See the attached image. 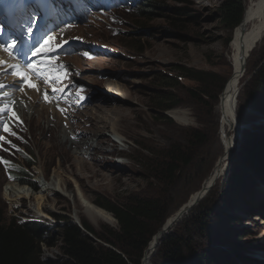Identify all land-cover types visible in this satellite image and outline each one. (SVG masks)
I'll return each mask as SVG.
<instances>
[{
	"label": "rangeland",
	"instance_id": "374dc122",
	"mask_svg": "<svg viewBox=\"0 0 264 264\" xmlns=\"http://www.w3.org/2000/svg\"><path fill=\"white\" fill-rule=\"evenodd\" d=\"M223 1L165 0L164 8L150 11L148 18H139L136 16V10L145 0L139 2L125 0L129 5L123 8L124 13L120 8L119 13L113 16L123 19L120 32L114 30L108 33L104 30L99 32L97 27L94 28V33L90 30L93 35H82L86 38L74 36L63 43L59 39H56L57 41L53 39L56 45H67L62 51H56L63 58L57 59L55 64L65 66V71L58 73L61 77L63 75L65 80L56 85L57 88L68 85L74 90L81 89L84 92L83 96L89 97L86 114L91 112L93 114L95 106L111 108L112 105L119 106L124 109L121 114L126 115V122L123 135L110 132L107 126H104L103 133L97 138L106 137L114 144L113 147H107L105 153L101 151L93 153L90 149L92 156L87 158L86 155L83 157L78 154L79 150L72 144L60 145L56 138L58 135L63 136V128H60L59 122L51 121L52 125L48 119L46 121L48 130L39 125L42 121L36 122L34 119V122L28 126V129L32 128L30 133L27 132V128L18 129L24 131L23 140L18 139L20 132L15 130L18 138L0 141V149H4L8 155V158L4 154L0 155V198L4 201L6 215L41 220L47 228L48 240L55 243L54 246H42V257L47 263L66 264L67 260L57 238V225L62 223L61 220L53 217V214L69 218L78 226L84 223L92 231L102 233L104 229L116 228L117 225H110L113 223V218L108 211L95 204L97 199L123 203L133 197H149L160 199L162 204L167 206L168 213L153 234L152 238L155 236L160 238L156 240L153 254H150L147 264H264L259 262L264 258V222L262 223L264 182L261 181L264 175L258 171L257 174H252L249 171L251 166L241 159L238 160L245 144L264 134V115L255 111L246 97L250 78L264 63V34L245 56L236 115L243 128L236 136L227 166L202 200L199 199L195 204H191L192 198L201 189L203 181L215 169L224 152L219 136L220 112L217 107L219 94L223 89L219 91L218 88L221 84L225 86L232 72V44L236 28L242 22L232 31L223 27L218 18V8ZM240 1L245 13L251 0ZM178 8L190 10L192 16L179 30H176L167 21L169 15ZM37 13L38 11L33 9L24 18L23 24L17 27L25 40L33 41L38 35L43 39L51 31V27L47 28V25L43 28ZM111 16L112 12H101L91 16L82 25L90 26L89 24L94 21L107 24ZM44 22L46 19L43 20ZM252 25L253 22L248 23L242 28V32ZM29 27L33 29L31 34L26 30ZM72 31L66 32V35ZM13 40L17 42L16 49L24 48L20 38L16 35L14 37V32L6 37L7 42L11 43ZM41 41L36 40V44H41ZM130 42L139 43V47L132 48ZM180 67L203 69L216 75L214 77L216 80L208 82L209 88L213 90L210 99L205 97L206 102L199 103L191 98L187 88L195 86L196 83L187 79H180L182 84L176 88H164L160 85V74L178 75L176 70ZM109 82L117 83L122 89V94H116ZM161 91H168L180 102L178 106L167 111L172 121L163 119L150 106V100ZM66 95L70 97V94ZM80 100L83 99L80 97ZM78 101L71 104L82 106ZM171 111L184 112L187 120L178 123L171 115ZM100 116L103 121L108 119L110 121L113 118L109 112ZM0 122H2L0 136L8 137L10 132L3 131L4 125L8 124L7 121L0 119ZM74 122L76 127L82 129L81 134L91 128L90 121H86V115L77 116ZM66 125L69 130H73L74 127L70 122H66ZM190 127L198 128L205 139L197 143L192 142L194 138L190 135L188 129ZM81 134L75 136L72 141L77 142ZM92 140L96 143V138ZM14 141L16 144L12 147ZM174 143L181 147L191 161L182 166L175 181L162 182L160 177H153L151 167L162 163L161 155ZM141 147H145L151 153H142ZM113 149L118 153L108 152ZM81 157L90 161L87 166L90 165L91 168L83 172L77 171L75 174L69 171L68 165L72 163L75 168V160L82 159ZM28 161L33 166L26 172L34 182V185L24 186L29 187V190H38L41 180L38 175L41 174L42 168L45 172V182L53 179L55 169L64 172L70 179L62 195H48L46 202L47 205H51L48 218L36 215L32 210L27 209L29 204L34 203L31 198L12 204L4 197L6 186L13 183H8V180H12L13 175L23 170V165ZM92 167L99 173L106 174L105 180L100 181L98 177L87 178L90 174L88 170ZM17 181L14 183L21 184L19 180ZM80 195L101 209L104 216L91 217L86 214L79 199ZM178 210L181 211L180 219L161 237L164 224ZM204 210L212 216L207 229L200 232L197 222L188 219ZM83 233L95 242L100 241L89 232L85 233L83 230ZM167 234L173 235L175 244L179 245L183 242L182 257L178 260H173L161 252ZM145 252L146 249L143 252L144 257ZM243 256L251 258L244 262Z\"/></svg>",
	"mask_w": 264,
	"mask_h": 264
},
{
	"label": "bare ground",
	"instance_id": "6f19581e",
	"mask_svg": "<svg viewBox=\"0 0 264 264\" xmlns=\"http://www.w3.org/2000/svg\"><path fill=\"white\" fill-rule=\"evenodd\" d=\"M139 0H137L138 2ZM255 1V2H254ZM250 1L249 5L243 14L242 17V23L241 25L236 28L235 34H234V41L232 44V72L230 76L228 77V81L226 82L225 86L223 87V90L219 94V118H220V131L219 136L221 138V142L224 148V152L221 155V159L215 169L212 171L209 177H207L201 186L202 188L208 187L212 182H215L218 178H220L222 172L225 170L227 163L230 159V152L232 150V147L234 145L235 139L237 134L241 130V123L238 121L237 110H238V101H239V84H240V77L242 74V70L245 63V56L255 47L256 43L259 41V39L264 34V0H254ZM49 7L51 6L50 14L52 16V20L50 23L51 31L49 32L48 36L55 37L56 39L61 40L63 43L64 41H68L69 39L76 37H83L82 35H90V30L95 32L94 28L98 27L99 32H103L102 30L112 32V30L116 32H120L121 25L123 23V19L115 18L113 17L116 15V13H119V11L123 8L127 7L129 4L125 2V0H42L41 7L43 6ZM49 5V6H48ZM121 8V9H120ZM138 10V8H137ZM44 11V10H43ZM112 12V16L107 21V24L99 23L97 21H94L93 23H90V26L82 25L86 22V20L90 19L91 16L103 13V12ZM111 19H114L116 21H112ZM253 22L252 27L245 29V31L242 32V28L246 26L248 23ZM9 24V22H7ZM82 25V26H78ZM64 27V28H63ZM63 28V29H61ZM61 29V30H59ZM59 30V31H58ZM73 30L71 33H67L68 31ZM58 31V32H57ZM57 34V35H56ZM56 35V36H55ZM93 35V34H91ZM57 37V38H56ZM80 39V38H79ZM54 40L51 43V47L55 48V51H62L63 48L67 47V45H62V47L57 48ZM7 54L4 52L2 53L0 51V81L1 84L4 85V87H0V91H5L3 93L0 92V109H4L3 112H0V119H3L7 121V126L10 129V135L8 137L3 136L5 139H16L19 140L24 137V131L19 130H25L27 128V132L30 133L31 129H28V126L31 124V122H34V119L36 122H41L39 125L45 128V130H48L46 121L48 119V122L51 123L59 122L60 128H63V136H57L56 140L59 141L58 143L60 145H70L79 150L78 154L81 156L91 157V152H104L107 151V147H113L114 144L110 143L111 140L107 139L106 137H100L99 134L103 133L104 126H107V129L110 130V132H115L118 135H123L125 132L124 124L126 122V115H122L121 112L124 109H121V107L112 105L113 107H93V114L91 113H85L86 104L89 103V97L83 96L84 92L77 88L72 89L68 85L64 87H58L60 82H63L65 80L64 76L62 75L61 79H53L55 77L54 75L58 76V73L55 71L56 68H60V65L56 63L54 67H51L48 62L44 65H40V67H46L48 68V72H44V79H41L38 75L33 74L31 71L28 70L27 66L24 67V72L27 73V78L30 79L33 83L37 85L36 88H30L25 84H22V88L17 89V87L20 85L16 81L20 82V78L14 73L17 71V69L9 67L12 66L13 61L7 58ZM51 58L57 61V59H62L63 57L60 54H57L55 52V56L52 55V52L48 54L47 57L44 56H36L38 61L44 60L46 58ZM11 60V61H10ZM17 65V64H15ZM4 67V68H3ZM8 69V70H7ZM7 70V71H6ZM51 70V71H49ZM64 68H60L59 72H64ZM5 73V74H4ZM4 74V76H3ZM62 73H60L61 75ZM48 75H52L50 79V83H46ZM6 77V79H4ZM39 79V80H38ZM40 83H39V82ZM22 83V82H20ZM110 87L114 89V92L116 94H122V89L117 83H110ZM57 85V86H56ZM52 88H63V92H56L52 93ZM48 94L47 101L44 99L45 93ZM65 94H70L69 96H65ZM80 97L83 100H80ZM79 100V101H78ZM78 103L82 106H73L71 103ZM79 104V105H80ZM15 112L17 116L19 117V120H16L12 113ZM109 112L112 114L113 118L109 121L105 120L103 121L101 116L102 114H106ZM171 115L176 119L178 123L181 124V122H185L186 114L184 112L177 113L176 111H171ZM92 114V115H91ZM86 115V121H90L89 131L82 133V129H79L75 126V118L78 116H84ZM81 119V118H80ZM44 122V123H43ZM66 122H70L71 125L74 127L73 130H69L70 128L66 125ZM54 123V124H55ZM106 123V124H105ZM53 125V123H51ZM101 124V125H100ZM100 125V126H99ZM85 126V125H84ZM65 128V129H64ZM69 128V129H68ZM19 129V130H18ZM15 130H18L20 132V135L16 137ZM78 131V132H77ZM26 132V131H25ZM8 133V132H6ZM11 133H15V135H12ZM81 134V137H78V139L75 141H72L75 136H78V134ZM230 133V135H229ZM60 134V133H59ZM92 136L89 138V136ZM1 135V134H0ZM55 136V135H54ZM98 136V138H97ZM35 137V136H34ZM96 138V143H94V140ZM124 141V140H123ZM15 142V141H14ZM20 142V141H19ZM37 142V141H36ZM106 143L103 145V143ZM16 142L14 143V145ZM45 144V143H44ZM50 144V143H49ZM106 145V146H105ZM23 150V148H22ZM50 151V150H49ZM108 152L111 153H118L116 150H110ZM6 156L8 158V155L6 154V151L4 149H0V155ZM69 154V153H68ZM62 155V154H61ZM1 158V157H0ZM82 158V157H81ZM93 158V157H92ZM74 160V159H73ZM65 162V161H64ZM72 162V161H71ZM90 161L86 160L85 158L75 160V168L72 163L68 165L69 171L75 174V172H83L86 171V169H89L91 167L87 166V163ZM30 164V162H26V165ZM62 166V165H60ZM97 168V167H96ZM89 171L88 177H98L100 181L105 180L106 174H101L98 172V170L94 169L92 167ZM100 171V170H99ZM41 173V174H40ZM40 175L38 177H41V180H39V188L36 191L29 190V187H24L26 185L21 186L18 182V179H12L8 180L9 183L5 190H4V197L6 200L10 201L12 204H16L18 202H21L22 200H29L30 198L34 200V203L29 204L28 210H32L33 213L36 215H39L41 217H47L48 218V211L51 210V205H47V198L49 194L58 195L64 192V188H67L68 183L70 182V179L67 177V175L63 172H60L59 170L55 169L53 171L52 180H47L44 178L45 172L44 169L40 171ZM17 174L13 175V177L17 176ZM43 178V179H42ZM31 186V185H30ZM200 190L194 195V197L191 200V204H195L200 198ZM64 195V194H63ZM79 199L81 201V205L84 209V212L88 214L91 217H103L104 212L96 207L93 203H91L89 200L83 198L82 195L79 196ZM181 211L178 210L175 212L173 217H171L169 220L166 221L164 224V228H171L175 222L180 219ZM94 219V218H93ZM258 222H260V218L257 219ZM264 220L262 221V223ZM161 237L163 235V231L161 232ZM164 236V235H163ZM160 237L155 236L152 238L149 246L146 249L145 257L142 261V264H147L150 254L154 251L156 240H158ZM264 259V258H263ZM263 259H260L259 261H264Z\"/></svg>",
	"mask_w": 264,
	"mask_h": 264
},
{
	"label": "trees",
	"instance_id": "16d2710c",
	"mask_svg": "<svg viewBox=\"0 0 264 264\" xmlns=\"http://www.w3.org/2000/svg\"><path fill=\"white\" fill-rule=\"evenodd\" d=\"M164 1L145 0L136 10V16L148 18L150 11L164 8ZM173 1L182 2V0ZM218 14L223 27L232 31L242 22V14H244L242 2L240 0H224L218 8ZM190 16H192L190 10L178 8L172 15H169L167 22L172 28L179 30ZM131 47L137 49L139 43L133 42ZM176 71L178 75L175 76L160 74V85L164 88H176L182 84L180 79H187L196 83L195 86L187 88L191 98L199 103L206 102L205 97L211 98L213 90L209 88L208 82L216 80L214 79L216 75L213 72L193 67H180ZM222 89L223 84L218 90ZM246 97L250 106L264 115V63L250 78L246 88ZM179 103L168 91L158 92L150 100L151 108L168 121H172V119L168 116L167 111L172 110ZM188 129L191 137L194 138L192 142L197 143L205 139L198 128L190 127ZM141 152L151 153L145 147H141ZM161 158L162 163L152 166L151 172L153 177H160L162 182L169 183L175 181L182 166L191 161V158L187 157L181 147L175 143L164 151ZM239 159L251 166L249 171L252 174L258 171L264 175V134L258 139L246 143ZM31 165L24 166V169L13 178L18 179L23 185H34L25 170V167L28 169ZM261 181L264 182V179ZM95 204L108 211L113 218V223L110 225L116 224V228L104 229L102 233L94 232L84 223L78 226L69 218L53 214V217L58 218L62 223L57 225V238L60 241L62 253L67 258L66 264H140L144 257L143 252L149 246L153 234L166 218L167 206L163 205L160 199L149 197H133L123 203L97 199ZM211 216L208 211L204 210L188 220L197 222L198 229L203 232L207 229ZM81 229L91 233L100 241H93ZM47 234V228L41 220L31 217L26 219L16 216L8 217L4 201L0 198V264H50L42 257V246L49 247L55 244L48 240ZM173 240V235L167 234L161 252L173 260H178L182 257L183 242L177 245ZM243 258H245L243 260L245 262L251 257L243 256Z\"/></svg>",
	"mask_w": 264,
	"mask_h": 264
},
{
	"label": "snow or ice",
	"instance_id": "6c2138e0",
	"mask_svg": "<svg viewBox=\"0 0 264 264\" xmlns=\"http://www.w3.org/2000/svg\"><path fill=\"white\" fill-rule=\"evenodd\" d=\"M35 22V21H34ZM33 31V29L31 27H29L27 29V32L28 33H31ZM54 37L53 36H48L46 39H44L43 43L39 45V47H36L34 49V51L32 52V56L33 57H36V56H44V57H47L48 54L50 52H54L56 49L55 48H52L51 47V43L53 41ZM16 41L13 40L10 44L7 45V48L6 50L9 51V52H12V50L16 47ZM57 48H60L62 47L61 44H58L56 45ZM46 64V61L44 60H40L38 61L37 63H32V62H29L27 64V68L35 75H38L41 79H44V72H45V68L44 67H40L38 65H44ZM10 67H13L15 69H17V71L14 73V75L18 76L20 78V82H22L23 84L27 85L28 87L30 88H36L37 85L35 83H33L30 79L27 78V73H25L24 71H20L19 70V65H12ZM65 66L64 65H60V68H64ZM60 68H56L55 71L57 73H59L60 71ZM51 71V70H49ZM62 77L61 76H55L53 77V79H61ZM46 83H50L51 81L50 80H46L45 81ZM0 87H4L3 84H0ZM63 92L64 89L63 88H60V89H57V88H52L51 89V92L52 93H56V92ZM44 99L47 101L48 99V94L47 92L45 93V96H44ZM4 109H0V112H3ZM12 116L16 119V120H19V117L17 116V114L15 112L12 113ZM2 123V122H0ZM3 131L4 132H9L10 129L7 125H4L3 127ZM12 135H15V133H11ZM5 138L3 136H0V141H4ZM7 143H11L10 141H7ZM12 147H15V145H12Z\"/></svg>",
	"mask_w": 264,
	"mask_h": 264
},
{
	"label": "water",
	"instance_id": "95a60500",
	"mask_svg": "<svg viewBox=\"0 0 264 264\" xmlns=\"http://www.w3.org/2000/svg\"><path fill=\"white\" fill-rule=\"evenodd\" d=\"M243 128V126H241V129ZM213 184H214V182H212L208 187H206V188H202V190H200V194H201V198H200V201L202 200V198L204 197V195L206 194V192L213 186ZM83 230V229H82ZM169 229L167 228V229H163L162 231H163V235L165 234V233H167V231H168ZM85 233H86V231H84ZM143 261V260H142ZM142 263V262H141Z\"/></svg>",
	"mask_w": 264,
	"mask_h": 264
},
{
	"label": "clouds",
	"instance_id": "9594fccd",
	"mask_svg": "<svg viewBox=\"0 0 264 264\" xmlns=\"http://www.w3.org/2000/svg\"><path fill=\"white\" fill-rule=\"evenodd\" d=\"M28 186V185H27Z\"/></svg>",
	"mask_w": 264,
	"mask_h": 264
}]
</instances>
